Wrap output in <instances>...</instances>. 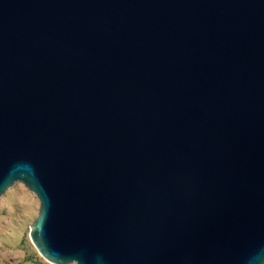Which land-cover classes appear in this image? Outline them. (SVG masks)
<instances>
[{
  "label": "water",
  "instance_id": "obj_1",
  "mask_svg": "<svg viewBox=\"0 0 264 264\" xmlns=\"http://www.w3.org/2000/svg\"><path fill=\"white\" fill-rule=\"evenodd\" d=\"M53 264H264V0H0V196Z\"/></svg>",
  "mask_w": 264,
  "mask_h": 264
},
{
  "label": "rangeland",
  "instance_id": "obj_2",
  "mask_svg": "<svg viewBox=\"0 0 264 264\" xmlns=\"http://www.w3.org/2000/svg\"><path fill=\"white\" fill-rule=\"evenodd\" d=\"M38 210L36 195L21 182L0 196V264H53L41 256L29 237Z\"/></svg>",
  "mask_w": 264,
  "mask_h": 264
}]
</instances>
